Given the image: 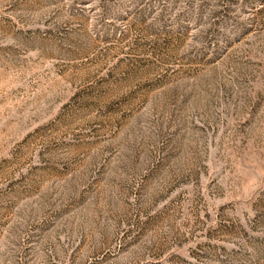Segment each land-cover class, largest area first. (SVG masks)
<instances>
[{
  "label": "rangeland",
  "instance_id": "rangeland-1",
  "mask_svg": "<svg viewBox=\"0 0 264 264\" xmlns=\"http://www.w3.org/2000/svg\"><path fill=\"white\" fill-rule=\"evenodd\" d=\"M0 264H264V0H0Z\"/></svg>",
  "mask_w": 264,
  "mask_h": 264
}]
</instances>
